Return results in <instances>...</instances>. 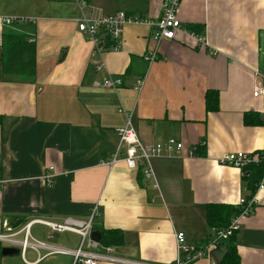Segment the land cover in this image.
<instances>
[{
  "label": "crops",
  "instance_id": "1",
  "mask_svg": "<svg viewBox=\"0 0 264 264\" xmlns=\"http://www.w3.org/2000/svg\"><path fill=\"white\" fill-rule=\"evenodd\" d=\"M85 1L0 0V172L5 180L0 233L11 232L5 221L22 219L19 238L29 230L30 238L74 250L79 233L56 231L39 220L87 221L97 206L93 231L102 239V231L120 230L123 243L106 245L91 237L86 250L109 247L111 255L125 260L175 264L178 232L195 245L213 232L207 204L238 205L247 197L242 170L217 159L228 152L264 150V124L244 123L247 112L264 119L263 98L253 96L256 71H264V0H182L177 15L183 29L161 42L151 65L143 56L155 46L154 26L128 24L119 50L104 40L98 52L78 24L84 17L118 11L156 21L162 0ZM5 18L26 21L7 25ZM192 25L202 28L197 33L208 45L189 34ZM15 30L35 44L33 80L3 73L4 34ZM107 76L120 77L122 85H99ZM209 90L219 95L216 111L206 108ZM128 115L141 140L175 138L184 143L182 155L154 157L151 176L145 175V163L129 168L124 150L113 167L101 165L115 153L116 129L126 125ZM199 144L204 156L189 155ZM45 175H53L51 184ZM231 242L240 264H264V188L257 192L253 214L241 217L234 241L220 248ZM4 246L20 252L2 254L1 264H74L71 254ZM223 258L213 253L193 264H219Z\"/></svg>",
  "mask_w": 264,
  "mask_h": 264
},
{
  "label": "built area",
  "instance_id": "2",
  "mask_svg": "<svg viewBox=\"0 0 264 264\" xmlns=\"http://www.w3.org/2000/svg\"><path fill=\"white\" fill-rule=\"evenodd\" d=\"M86 3L85 0H79ZM182 0H162L161 16L158 20L154 21L150 18H144L141 16H135L128 14L125 11H118L113 14L104 15L96 18H82L78 24V28L82 33L87 34L96 44V51L101 52L103 50L104 40H110V48L113 50H119L121 48V39L125 26L128 24H146L148 26H154L155 30L152 34V39L155 42V46L147 50L144 54V59L148 65H151L157 58L159 53V45L164 39H173L176 34L183 29L182 23L177 15V10ZM26 21L23 18H5L4 22L7 25L22 24ZM29 21V20H28ZM189 34L200 45H208V41L203 34L188 31ZM215 54V52H212ZM101 69V66H97ZM257 81L254 85L253 96L261 97L264 101V71L257 70ZM145 78H141L138 81L139 87L144 84ZM99 85L105 87L117 88L122 85V79L120 77L107 76L104 77ZM132 115H128V120L125 126L118 127L116 133L119 139L118 146L115 153L109 157L101 160V165L109 166L110 168L117 164L120 160H124L129 168H138L141 163L146 164L145 175L151 176L154 173L152 167V159L154 157L182 155L184 149V143L175 139L168 138L164 142H144L139 137L137 131L132 126ZM125 151L124 158L121 159V152ZM197 146H194L189 150V155H195ZM261 160L259 153L249 152H228L220 156L217 161L219 164L233 166L242 169L250 162H258ZM50 170L54 167L50 166ZM49 184L53 181V175H45ZM5 180L1 176L0 172V192L3 190ZM264 188V180L261 181L255 193L250 197H241L238 204L243 206L242 211L234 216L227 228L220 230H213L208 240L202 245L188 244L184 232H178L176 234L178 255L175 264H193L194 262L208 258L213 254V251L220 249L221 244L227 241L233 234L237 233L240 229V219L243 216L253 214L255 205L257 203V192ZM99 215L98 207L96 206L87 221H80L74 219H67L64 223H55L44 220L43 223H47L52 229L56 231H73L81 235V243L77 249L70 250L68 248L54 246L45 243L40 240H36L29 237V230L24 233L23 238H19V234L23 231L20 230V225L16 226V222L7 220L5 221V229L11 231L10 233H0V241L6 242L13 246H21L23 250L27 247H32L36 250L45 249L47 254L52 253H65L71 254L74 257V264H103V262H119L126 264H156L149 262H139L134 260H125L120 257L111 255L109 247H105L107 252H96L92 250H86L84 243L86 240L92 241L91 234L96 217Z\"/></svg>",
  "mask_w": 264,
  "mask_h": 264
},
{
  "label": "trees",
  "instance_id": "3",
  "mask_svg": "<svg viewBox=\"0 0 264 264\" xmlns=\"http://www.w3.org/2000/svg\"><path fill=\"white\" fill-rule=\"evenodd\" d=\"M17 24V23H15ZM194 32H201L199 26H190ZM21 29V28H20ZM3 73L4 75L15 76L21 80H33L36 73L35 44L29 41L22 30L10 31L4 34L3 43ZM9 77V76H5ZM219 95L217 91L209 90L206 95V108L208 111H216L218 107ZM244 123L247 125L264 124V119L257 112H247L244 114ZM201 144V143H200ZM197 145L195 155L204 156L201 146ZM261 160L250 162L241 170L243 179L246 182L247 198H250L256 191L257 186L264 174V150L259 152ZM243 209L241 205H230L224 203L207 204V220L213 230L227 228L234 216ZM235 234L228 240L234 241ZM101 241L106 245H122L123 234L120 230L109 229L102 231ZM2 258V246L0 245V261ZM1 264V263H0ZM219 264H240V258L234 242L227 247V253Z\"/></svg>",
  "mask_w": 264,
  "mask_h": 264
},
{
  "label": "water",
  "instance_id": "4",
  "mask_svg": "<svg viewBox=\"0 0 264 264\" xmlns=\"http://www.w3.org/2000/svg\"><path fill=\"white\" fill-rule=\"evenodd\" d=\"M22 219H19L16 222V226L19 225L21 223ZM91 237L95 240V241H100L101 240V235L99 231H93L91 234ZM20 252V249L17 247H6L4 246L2 248V254L3 255H10V254H18ZM214 255L217 256L218 260L220 261L221 258H223L225 256V254L227 253V248L223 247L220 248L218 250L213 251Z\"/></svg>",
  "mask_w": 264,
  "mask_h": 264
},
{
  "label": "rangeland",
  "instance_id": "5",
  "mask_svg": "<svg viewBox=\"0 0 264 264\" xmlns=\"http://www.w3.org/2000/svg\"><path fill=\"white\" fill-rule=\"evenodd\" d=\"M263 43H264V41H263ZM261 64H262V68H264V53L262 54V62H261ZM5 243H6V242H4V243H0V245L4 246Z\"/></svg>",
  "mask_w": 264,
  "mask_h": 264
}]
</instances>
